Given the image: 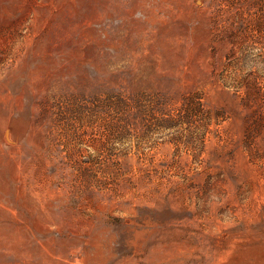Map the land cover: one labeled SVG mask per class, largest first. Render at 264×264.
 I'll return each instance as SVG.
<instances>
[{
	"label": "rangeland",
	"instance_id": "1",
	"mask_svg": "<svg viewBox=\"0 0 264 264\" xmlns=\"http://www.w3.org/2000/svg\"><path fill=\"white\" fill-rule=\"evenodd\" d=\"M0 264H264V0H0Z\"/></svg>",
	"mask_w": 264,
	"mask_h": 264
},
{
	"label": "bare ground",
	"instance_id": "2",
	"mask_svg": "<svg viewBox=\"0 0 264 264\" xmlns=\"http://www.w3.org/2000/svg\"><path fill=\"white\" fill-rule=\"evenodd\" d=\"M4 134H5V132H4ZM5 137V136H4ZM6 138V137H5ZM10 138V137H9ZM8 141V140H7Z\"/></svg>",
	"mask_w": 264,
	"mask_h": 264
}]
</instances>
